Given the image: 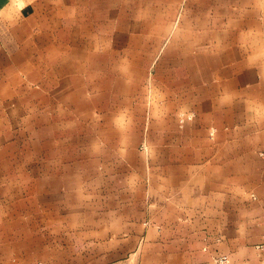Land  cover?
<instances>
[{
	"label": "rangeland",
	"instance_id": "374dc122",
	"mask_svg": "<svg viewBox=\"0 0 264 264\" xmlns=\"http://www.w3.org/2000/svg\"><path fill=\"white\" fill-rule=\"evenodd\" d=\"M245 10L198 0H0V264H156L117 229L136 210L148 215L151 169L189 176L179 186L192 190L198 175L213 190L214 172L203 161L181 165L177 140L155 149L150 127H205L210 142L219 130L222 143L264 128V29L261 16L246 28ZM230 16L243 23H226ZM199 32L214 54L196 57ZM169 64H188L190 85L170 83L181 72ZM231 64L244 81L232 93L230 72L213 71ZM243 66L256 68L252 79ZM215 72L211 114L197 86L211 88ZM235 106L243 118L231 124Z\"/></svg>",
	"mask_w": 264,
	"mask_h": 264
},
{
	"label": "crops",
	"instance_id": "0c3cea01",
	"mask_svg": "<svg viewBox=\"0 0 264 264\" xmlns=\"http://www.w3.org/2000/svg\"><path fill=\"white\" fill-rule=\"evenodd\" d=\"M207 1L230 2L231 8L233 6L244 7L246 9L244 11L246 28L252 17L251 22L254 24V17L261 16L262 29H264V0H198V2ZM118 2H142V0H118ZM248 7L253 10L248 11ZM235 11L236 16H238L240 10L236 9ZM156 12L159 14L162 11L157 9ZM230 12L232 11L230 10ZM226 13L227 10H221L220 18H214L211 21L215 24V29L216 23L222 24L225 17L223 15ZM165 16L160 15V18ZM238 22L243 23V19L240 21L236 17L234 20L230 16L226 23L232 25ZM136 27L135 25V30ZM251 27L253 28V25ZM209 36L206 32L203 34L199 32L196 57L201 52L203 54L215 53V50L206 52L205 45L202 46ZM227 36L231 39L235 38L232 34H226L223 37ZM233 53L237 54V52ZM169 65L170 70L181 72V79L170 83L181 82L182 85H190V67L188 64L175 68L173 65ZM236 66L231 64L223 70L222 68L219 70L215 66V70H213L218 71L219 74L235 71L233 73L235 76L229 73V90L231 93L244 82L242 78L239 79ZM240 68L241 73L245 72L242 75L247 80L248 77L253 78L251 72H254L256 68L251 66ZM212 80L211 88H204L203 90L197 86L201 91L199 103L204 104L202 110L204 112L210 111L211 114L214 113L218 103L216 96L219 86L216 72ZM248 99H252V97H248L244 101L246 103V118H248V109H250L248 103L254 102ZM211 103L213 107H211ZM235 103H237L236 100ZM241 113L244 114L242 111ZM238 118H243V115L238 114V107L235 106V108H231V124H234V119L236 122ZM150 129H152L151 134L159 135L155 149H159L164 144L162 141L167 143L177 140L176 144H172V148L174 149L176 145L175 147L183 150V156L180 159L181 165L203 161L201 166L206 168V171L210 172L209 169L213 168L214 183L213 190H207L206 181L202 175L194 176L198 186L197 190H192L186 186H179L180 183H183L180 180L189 179V176L178 174L169 176L167 173L168 166H166L164 176L160 175L157 167H153L150 171L148 215L146 212L136 210L134 223L121 225L117 228L123 234L128 232L129 236L134 239V254L138 253L148 260L149 258L155 260L156 264H219L216 259L220 255H225L227 258L224 264H264V157L261 155V152H264V128L260 127L261 135L258 138L246 137L245 143H239L237 138H233L228 143L219 142L221 136L219 130L216 133L217 141L210 142L207 140L205 127L192 133L189 132L188 128L174 127L168 129L165 126V128L155 129L150 127ZM233 133V127H231L230 134ZM165 147L167 148L168 144ZM211 151L214 153L210 159H207ZM168 156L169 154H166V157ZM156 160L157 156L151 154L153 166L156 164ZM218 168L220 169L219 172L224 175H217ZM143 218L144 220L148 218L149 223L145 221L144 224H141L140 221ZM102 230H105V227ZM106 230L109 231L110 228H106ZM117 246L119 248L117 255L123 256L119 253L126 252V243L118 241Z\"/></svg>",
	"mask_w": 264,
	"mask_h": 264
},
{
	"label": "built area",
	"instance_id": "2783aa9c",
	"mask_svg": "<svg viewBox=\"0 0 264 264\" xmlns=\"http://www.w3.org/2000/svg\"><path fill=\"white\" fill-rule=\"evenodd\" d=\"M216 260H217V262H218L219 264H224V263L227 261V258H226L225 255H220V256L217 257Z\"/></svg>",
	"mask_w": 264,
	"mask_h": 264
}]
</instances>
